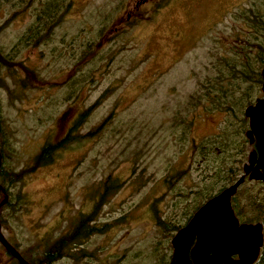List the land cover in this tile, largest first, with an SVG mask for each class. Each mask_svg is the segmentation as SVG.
Returning <instances> with one entry per match:
<instances>
[{
    "label": "rangeland",
    "instance_id": "rangeland-1",
    "mask_svg": "<svg viewBox=\"0 0 264 264\" xmlns=\"http://www.w3.org/2000/svg\"><path fill=\"white\" fill-rule=\"evenodd\" d=\"M50 1L12 0L0 9V154L2 168L22 175L8 189L14 208L2 233L25 261H36L93 209L95 225L109 231L88 235L53 264H163L166 255L169 262L176 232L158 227L152 207L181 222L212 174L185 159L173 126L237 39L232 15L247 0H58L52 34L12 56ZM222 118L189 110V138L210 136ZM47 143L61 147L34 168ZM251 150L247 144L241 175ZM167 172H183L173 190L161 184ZM107 177L120 186L103 197Z\"/></svg>",
    "mask_w": 264,
    "mask_h": 264
},
{
    "label": "trees",
    "instance_id": "trees-1",
    "mask_svg": "<svg viewBox=\"0 0 264 264\" xmlns=\"http://www.w3.org/2000/svg\"><path fill=\"white\" fill-rule=\"evenodd\" d=\"M11 1L0 0V9L5 3L9 4ZM57 3L58 0H52L43 9L39 10L34 16L33 24L29 28L47 30L50 24L46 23H57V9L55 6ZM242 3L236 6L237 9L232 15L233 21L237 24L236 28H234L237 39L227 49V53L220 55L213 63L214 75L206 77L205 80L203 79L199 83V89L189 95L185 104V117H178L175 121V126H173L174 131L177 129L180 131L177 141L180 144L185 142V159L190 158L192 164H196V169L201 170L207 176L211 172L212 174L209 176L210 181L203 184L194 193L197 199L196 203L193 204L196 205L190 206L186 212L185 210L183 211L182 223L161 219L157 211L152 207V213L158 227L171 237L174 232L185 225L203 202L233 184L241 175V164L245 158L248 144L246 138L248 120L244 116V109L252 105L258 97V88L262 83L260 71L264 66V0H247L244 6H242ZM45 33L44 35L33 33L30 38L42 36L43 42L46 41L48 35ZM29 46H36V42L30 41L23 36V39L17 44L16 50ZM195 107L196 109H201L204 114H218L223 117L220 128L197 143L193 138H189L192 122L191 120H186L189 110ZM175 137L177 136L175 135ZM68 138L69 140H75L74 137ZM61 143L58 146L61 147ZM58 146L49 143L45 144L35 157L34 168L49 163L52 151ZM182 176L183 172L177 175L167 172L161 184L164 182L173 190L177 180L182 178ZM21 179V173H9L2 168L1 163L0 186L5 190L8 198L5 203L6 206L14 208L8 189L20 182ZM249 182L245 179L243 185ZM250 183L253 184L244 190L238 189L234 197H232L231 206L234 215L243 223L264 222V184L261 182ZM101 186V196L105 197L112 190L119 187L120 183L107 177ZM2 200L3 194L0 192V202ZM18 202H23L22 197H17ZM0 212L3 222L4 207H0ZM94 213L95 210L93 211L92 209L88 214H79L70 231L46 249L41 259L36 261L32 259L26 260L27 263L53 264L66 256H72L68 254V251L75 249L88 235L107 233L110 229L108 227L110 224L95 225ZM12 245L18 251L17 247L14 244ZM165 257L166 260L165 258L163 260H165L166 264H169L167 261L168 256L166 255ZM23 258L26 259L24 256ZM12 264L19 263L13 259ZM255 264H264V243Z\"/></svg>",
    "mask_w": 264,
    "mask_h": 264
},
{
    "label": "water",
    "instance_id": "water-1",
    "mask_svg": "<svg viewBox=\"0 0 264 264\" xmlns=\"http://www.w3.org/2000/svg\"><path fill=\"white\" fill-rule=\"evenodd\" d=\"M260 92L262 98L244 109L248 120L246 138L253 149L242 167V175L220 193L208 199L193 214L189 222L180 228L170 241L172 256L170 264H254L263 244V226L239 224L231 207V199L237 190L248 181L264 183V66L261 69ZM2 158L0 154V167ZM3 200L7 202L5 190L0 186ZM0 244L19 264H28L3 238ZM190 251V256H189ZM237 256L234 260L233 257Z\"/></svg>",
    "mask_w": 264,
    "mask_h": 264
},
{
    "label": "flooded vegetation",
    "instance_id": "flooded-vegetation-1",
    "mask_svg": "<svg viewBox=\"0 0 264 264\" xmlns=\"http://www.w3.org/2000/svg\"><path fill=\"white\" fill-rule=\"evenodd\" d=\"M33 24V23H32ZM31 24V25H32ZM46 24H50V26H48L49 28L47 29V30H43V28H39V29H32V28H29V27H27V29L25 30V33L24 34H22L19 38H18V40H17V43H16V45L14 46V47H12V49L10 50V54L12 55V56H16V54H18L17 52H20V51H22L23 50V48L22 49H20V50H16V47H17V44L23 39V36L26 38V39H29L30 41L32 40V41H34V42H36V46H35V48H37L38 46H40L41 44H43V42H42V36H40V37H36V36H34L33 38H30V36H31V34H42V35H44V32H46L48 35L47 36H50L51 34H52V32H53V30L55 29V26L58 24V23H46ZM45 33V34H46ZM29 47H34V46H29ZM27 48V47H26ZM15 54V55H14ZM251 147H253V145H251ZM207 201V200H206ZM205 201V202H206ZM204 202V203H205ZM1 207H4V212H3V222H2V218H1V212H0V232L2 233L3 232V230H4V226H5V224H6V216H7V213H8V211H9V206L7 205L6 206V204L4 205L3 204V206H1ZM194 214V213H193ZM193 216V215H192ZM192 216L190 217V219L192 218ZM189 219V220H190ZM238 219V218H237ZM189 220L185 223V225L189 222ZM238 221H239V224H257V223H260L262 226H263V243H264V222H256V223H243V222H240V220L238 219ZM184 225V226H185ZM183 226V227H184ZM2 235H3V238L6 240V242H8L10 245H12V243L10 242V240H9V237H6L3 233H2ZM13 246V245H12ZM262 247H263V244H262V246H261V248H260V251H259V256H260V252H261V250H262ZM14 248V247H13ZM0 250L2 251L1 252V255H0V258L2 257V258H4V260L6 261V263H4V264H12V257L10 256V254H8L5 250H4V248H3V246L0 244ZM171 256H172V248H171V255H170V260H169V264H170V262H171ZM189 256H190V251H189ZM259 256H258V258H259ZM21 257H23L22 255H21ZM258 258H257V260H258ZM233 259L234 260H236L237 259V256H234L233 257ZM257 260H256V262H257ZM255 262V263H256ZM254 263V264H255Z\"/></svg>",
    "mask_w": 264,
    "mask_h": 264
},
{
    "label": "snow or ice",
    "instance_id": "snow-or-ice-1",
    "mask_svg": "<svg viewBox=\"0 0 264 264\" xmlns=\"http://www.w3.org/2000/svg\"><path fill=\"white\" fill-rule=\"evenodd\" d=\"M260 120H261L262 123H264V114H261Z\"/></svg>",
    "mask_w": 264,
    "mask_h": 264
}]
</instances>
